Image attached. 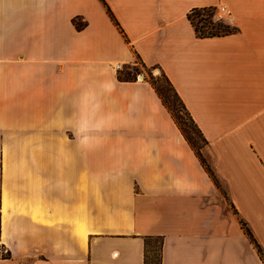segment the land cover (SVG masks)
<instances>
[{
  "label": "crops",
  "instance_id": "crops-1",
  "mask_svg": "<svg viewBox=\"0 0 264 264\" xmlns=\"http://www.w3.org/2000/svg\"><path fill=\"white\" fill-rule=\"evenodd\" d=\"M242 219L264 249V0H0V264H264Z\"/></svg>",
  "mask_w": 264,
  "mask_h": 264
},
{
  "label": "trees",
  "instance_id": "trees-1",
  "mask_svg": "<svg viewBox=\"0 0 264 264\" xmlns=\"http://www.w3.org/2000/svg\"><path fill=\"white\" fill-rule=\"evenodd\" d=\"M215 8H216L215 6H209V7L206 6V7H196L193 10V11H197V12H204L203 15L199 18V21H198V22H201V25H199L198 23L195 22L192 13H190V15H189L190 19L194 23V25L196 27V31H197V33L199 35H201V36H212V35L227 34V33L233 32V31H235L237 29V27L232 25L231 23L225 22L224 20L216 19L215 15H214V13H215L214 9ZM74 22L76 23V25L79 28H81V27H83L85 25V22L79 20L78 17L74 18ZM135 69H136V72H133L131 70H128V71L122 72V73L120 72V77L123 78V79L136 77V73H138L137 72L138 70H137V68H135ZM161 76H163V78L167 81V83L169 85V89L171 90L174 98L176 100L178 99L179 102L181 103V106L184 107L188 111L186 105L184 104L182 98L180 97L178 91L176 90L175 86L173 85V83L169 79V77L164 72L161 73ZM159 80H160V77L157 75L155 77H152L151 81L154 84V86H155L156 90L158 91V93L160 94V96L162 97L163 102L172 111L174 117L177 120L178 125L182 129V131L185 134L186 138L192 144V146L196 149V151L200 155L202 161L204 162L206 167L209 169L211 174L214 176V178H215L216 182L218 183V185H220V181L218 180V178L216 177L214 171L209 166V164L207 163L206 159L203 157V155H202V153L200 151L201 147L207 143V140L204 137L202 131L197 126V124L195 123L193 117L191 116L190 112L188 111V113L190 114L191 119L193 120L197 130L201 134V136L203 138V141H204V144L199 147V146H197V141L194 138V135H192L190 130L184 125L180 114L177 112L176 108L174 107V104H172V102L170 100V95L171 94L168 95L166 93V89H164V87L162 86V84L160 83ZM242 224L245 227V229L247 230L251 240L257 246L258 252L260 253V256L262 257V259L264 260V249H263V247L257 241V239L254 236L252 230L250 229V227L247 226L246 222L243 219H242ZM145 264H163V237L162 236L150 237L146 241V246H145Z\"/></svg>",
  "mask_w": 264,
  "mask_h": 264
},
{
  "label": "rangeland",
  "instance_id": "rangeland-1",
  "mask_svg": "<svg viewBox=\"0 0 264 264\" xmlns=\"http://www.w3.org/2000/svg\"><path fill=\"white\" fill-rule=\"evenodd\" d=\"M203 13L204 12L192 11V15L194 17V20L199 25H201V22H198V21H199V18L203 15ZM219 14H221L220 10H219ZM217 19H218V17H217ZM225 22H227V21H225ZM157 69H158L157 67H153V68H149V69L147 68V77L150 78V80H152V77H155L157 75L160 77V80H159L160 83L162 84L164 89H166V93L168 95L171 94L170 100H171L172 104H174V107L176 108L177 112L180 114L184 125L190 130L191 134L194 135V138L197 141V146L200 147L201 145L204 144V141H203L201 134L197 130L193 120L191 119L190 114L188 113V111L184 107L181 106V103L179 102V100L178 99L176 100L174 98L171 90L169 89V85H168L167 81L163 78V76H161V71H158ZM137 70H141L140 64L137 66ZM131 71L136 72V69L133 68V69H131ZM140 73L141 72H139L137 74H140ZM139 78H141V77H139ZM5 252H6L5 250H2V251L0 250V255H2V254L5 255Z\"/></svg>",
  "mask_w": 264,
  "mask_h": 264
},
{
  "label": "built area",
  "instance_id": "built-area-1",
  "mask_svg": "<svg viewBox=\"0 0 264 264\" xmlns=\"http://www.w3.org/2000/svg\"><path fill=\"white\" fill-rule=\"evenodd\" d=\"M219 10H220V13H222V11L223 10H225L226 12H225V14H219ZM214 15H215V18L217 19V17H218V19H220V20H225L226 21V14L228 13V11H227V9L225 8V6H220V7H216L215 9H214ZM116 68L118 69V70H121L122 68H123V65L122 64H120V63H117L116 64ZM160 71V70H159ZM138 76V75H137Z\"/></svg>",
  "mask_w": 264,
  "mask_h": 264
},
{
  "label": "bare ground",
  "instance_id": "bare-ground-1",
  "mask_svg": "<svg viewBox=\"0 0 264 264\" xmlns=\"http://www.w3.org/2000/svg\"><path fill=\"white\" fill-rule=\"evenodd\" d=\"M225 12H226V11H225V10H223L221 14L223 15V14H225Z\"/></svg>",
  "mask_w": 264,
  "mask_h": 264
},
{
  "label": "water",
  "instance_id": "water-1",
  "mask_svg": "<svg viewBox=\"0 0 264 264\" xmlns=\"http://www.w3.org/2000/svg\"><path fill=\"white\" fill-rule=\"evenodd\" d=\"M140 75V74H139Z\"/></svg>",
  "mask_w": 264,
  "mask_h": 264
}]
</instances>
